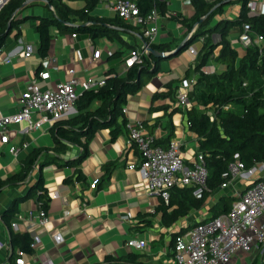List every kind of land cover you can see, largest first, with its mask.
Returning a JSON list of instances; mask_svg holds the SVG:
<instances>
[{
	"label": "crops",
	"instance_id": "obj_1",
	"mask_svg": "<svg viewBox=\"0 0 264 264\" xmlns=\"http://www.w3.org/2000/svg\"><path fill=\"white\" fill-rule=\"evenodd\" d=\"M73 1L79 4L76 6ZM248 1H255L258 7L264 3V0ZM43 2L44 0L37 1L33 4L34 7L29 6L26 11L51 15L52 10ZM66 2L74 8L83 4V0ZM164 3V13L157 10L158 29L153 41L165 42L172 49L187 37L188 32L178 19L165 16V12L178 13L183 18L190 16L193 8L189 0H164ZM238 7L239 3L236 1L226 3L221 12L214 14L210 21L220 17H233ZM91 13L109 15L112 11L105 7L104 2H98ZM36 22L33 18L23 21L18 36L12 31L0 49L1 114L17 112L20 91L33 81L40 89H47L72 75L82 83L86 76H104L109 66L114 65L121 70L123 65L116 63L118 57L108 55L116 49L122 51L120 58L130 59L129 48L117 37L102 35L90 38L88 34L78 31L73 37L71 31L59 30L55 26L50 28L51 43L46 57H43L38 52L39 34ZM239 30L238 26H232L226 38L237 54L241 55L244 46L237 40ZM119 35L124 41L134 43L136 48L142 42V38L132 32L120 31ZM202 37L200 35L196 38L199 40L198 45L191 46L190 42L187 47L160 59L159 70L146 78L137 91L127 95L122 105L126 111L116 118L117 132L113 136L109 127L94 131L79 166L82 178L76 177V169L71 166L51 163L43 168V184L49 198L45 209L48 217L46 222L43 226L38 224L39 205L34 197L23 200L17 213L18 227L14 231H28L35 240L32 252H25L23 264H43V261L49 264H118L119 259L128 252L137 254L139 264H172L171 237L197 219L210 216L220 201V196L235 198L243 190L248 181L235 176L225 187L217 186L210 191L207 189L199 206L189 207L184 215L164 224L160 212L155 210L158 195L146 190L137 169L138 152L134 144L126 142L125 124L129 121L141 124L159 145H165L171 138L177 140L184 161L198 150L196 135L187 127L185 111L196 105L192 86L197 76L195 65L199 61L198 50ZM211 38L217 40L218 35L211 34ZM27 44H31L33 50L30 55L25 56ZM189 46L193 47L195 54L189 51ZM218 47L214 48L212 55L203 64L205 69L218 72L224 68V64L213 58ZM94 49H100L97 57L92 56ZM69 68H73L74 72L69 71ZM45 70L49 71V76L41 78L38 73ZM183 90H186L188 104L180 106L175 101V95ZM156 92L166 93L153 98L152 94ZM75 112L74 104L63 116H72ZM37 116L35 113L34 117ZM52 123L53 120L44 121L39 127L31 128L27 121L22 120L8 125L9 141L18 148L15 153H11L6 144L0 142V178L17 171L21 159L35 147L53 145L50 131ZM78 150V146L72 145L62 155L73 156ZM106 163H112L107 171L102 167ZM35 176L36 170L33 169L26 183L4 188L0 192V213L13 196L26 191ZM262 176L264 168L259 169L253 178ZM123 215L127 217L121 219ZM56 234L61 235L60 241L55 240ZM131 237L143 239V245L140 248L128 245L126 240ZM15 252L17 253V249ZM10 253L8 228L0 218V264H13L9 260ZM257 262L258 257L254 256L253 251H243L232 256L225 264Z\"/></svg>",
	"mask_w": 264,
	"mask_h": 264
},
{
	"label": "trees",
	"instance_id": "obj_2",
	"mask_svg": "<svg viewBox=\"0 0 264 264\" xmlns=\"http://www.w3.org/2000/svg\"><path fill=\"white\" fill-rule=\"evenodd\" d=\"M37 1L39 0H7L2 4L0 49L12 31L17 37L20 24L30 18L37 20L35 27L39 34L38 52L41 56L47 55L51 43L50 28L53 26L75 34L77 31L84 32L90 38L102 35L108 38L117 37L129 50L136 48L135 44L121 39L120 31L135 33L145 41L139 27L122 19L117 13H91L100 0H83L82 6L78 8L71 7L66 0H44L46 7L53 8L51 15L27 12V7ZM218 1L221 0H189L193 8L190 16L182 18L178 13L168 15L178 19L188 32L187 37L175 48L171 49L165 42L150 41L147 44L156 53L147 50L131 60L120 58V49L110 52L108 55L118 57L116 63L123 65L121 70L114 65L109 66L104 72V83L101 86L83 89L75 101L76 112L72 116H61L53 120L50 127L53 145L35 147L21 159L17 171L0 178L1 192L4 188L26 183L31 171L36 170V176L29 182L26 191L13 196L0 213V218L8 228L11 263L17 264L15 249L20 248L30 253L33 250L30 233L14 231L11 222L16 221L19 204L27 198L34 197L39 207L46 209L49 198L43 184V168L51 163L71 166L76 169V177L82 178L79 166L94 131L109 127L113 136L117 132L116 118L121 114L127 95L137 91L146 78L159 70L158 64L162 55L178 52L200 35L203 37L198 50L199 61L195 65L197 76L192 86L196 105L186 109L185 117L188 129L196 135L198 149L204 159L208 191L213 190L223 180L221 173L228 163L239 160L244 167H248L254 162L264 161V12L250 11L248 0ZM232 1L239 3L235 16L210 21L214 14L221 12L224 4ZM134 3L140 14L146 13L150 8H155L162 14L165 11L164 0H134ZM243 22L248 23L251 36L260 35L261 40L257 44L245 45L242 54L238 55L229 44L226 34L232 26L240 29ZM211 34H217L218 39L212 40ZM217 45L219 47L213 58L224 64V68L218 72L201 71L200 67L212 55ZM164 93L166 92H156L152 97L163 96ZM154 143L158 144L155 141ZM72 145L79 147L77 153L67 157L62 155ZM111 164L106 163L102 167L107 171ZM208 191H204L201 198H195L189 186H173L169 189L166 202L158 196L155 210L160 212L161 221L169 224L184 215L189 207L199 206ZM219 199L211 216L227 211L234 198L227 195L220 196ZM188 227L180 229L171 237L172 246L175 236ZM118 264H139L137 254L126 253L119 259Z\"/></svg>",
	"mask_w": 264,
	"mask_h": 264
},
{
	"label": "built area",
	"instance_id": "obj_3",
	"mask_svg": "<svg viewBox=\"0 0 264 264\" xmlns=\"http://www.w3.org/2000/svg\"><path fill=\"white\" fill-rule=\"evenodd\" d=\"M99 2H104L107 9L139 27L145 41L142 40L137 48L128 51L130 58L146 53L145 43L153 41L157 33L159 12L155 8H150L146 13L140 14L134 0H100ZM247 6L252 11L264 12V3L258 7L255 1H248ZM51 10L53 11L52 7ZM169 14L165 12L164 15ZM75 35V32L71 33V36ZM237 40L245 46L259 43L261 36H251L248 23L243 22L237 34ZM188 49L195 54L193 47L189 46ZM32 50V45L27 44L24 55H30ZM99 51L100 49H94L92 56L97 57ZM69 71L74 72V69L69 68ZM201 71L208 73L213 70H207L202 65ZM38 74L41 78H46L49 76V71H39ZM103 83L104 76H86L81 83L75 75H72L53 87L40 89L33 81L20 91L17 112L0 113V142L6 144L9 152L15 153L18 147L9 141L7 133L10 123L25 120L31 128H37L44 121L50 122L63 116L75 104L83 89L97 88ZM175 101L180 106L187 105L186 90L178 91ZM125 111V107H121V112ZM35 113L37 117H34ZM125 126L127 128L126 142L134 144L138 152L137 169L148 192L157 194L166 202L171 187L189 186L195 198L202 197L207 190L205 183L207 169L199 149L187 161H184L177 140L171 138L165 145L155 144L153 136L146 132L141 124L127 121ZM131 166L130 164L129 167ZM263 168L264 161L254 162L248 167H244L239 160L228 163L221 173L223 180L218 186L225 187L235 176L242 177L248 183L230 202L227 211L197 219L186 230L175 236L172 246V264H225L232 256L239 255L243 251H253L254 256L258 257L256 264H264V176L253 178V175ZM126 217L123 215L121 219ZM47 218L45 209L39 207L38 224L43 226ZM11 227L17 230V222L12 221ZM54 238L60 241L61 235L56 234ZM126 243L140 248L144 241L141 238L131 237L126 240ZM34 244L35 240L32 239L30 242L32 248ZM24 255L25 252L17 248L15 262L23 264ZM43 264L49 263L43 261Z\"/></svg>",
	"mask_w": 264,
	"mask_h": 264
},
{
	"label": "water",
	"instance_id": "obj_4",
	"mask_svg": "<svg viewBox=\"0 0 264 264\" xmlns=\"http://www.w3.org/2000/svg\"><path fill=\"white\" fill-rule=\"evenodd\" d=\"M7 0H1L0 1V7L2 6V4L4 3V2H6ZM222 2V0L221 1H219L218 3H221ZM145 47H146V49L147 50H149V51H151L152 53H156V51L155 50H152L149 46H148V44L147 43H145ZM164 57H166V55H162V58H164ZM132 58H130L129 60H131Z\"/></svg>",
	"mask_w": 264,
	"mask_h": 264
},
{
	"label": "rangeland",
	"instance_id": "obj_5",
	"mask_svg": "<svg viewBox=\"0 0 264 264\" xmlns=\"http://www.w3.org/2000/svg\"><path fill=\"white\" fill-rule=\"evenodd\" d=\"M73 2L76 4V6L79 4L77 1H73ZM77 3H78V4H77ZM36 5H38V4H36ZM72 5H73V4H72ZM38 6H39V5H38ZM31 7H34V5L30 6L29 8H31ZM40 7H41V9H42V6H40ZM198 43H199V40H198V39H195V40H192V41H191V44H190V45H191V46H192V45L195 46V45H198Z\"/></svg>",
	"mask_w": 264,
	"mask_h": 264
}]
</instances>
